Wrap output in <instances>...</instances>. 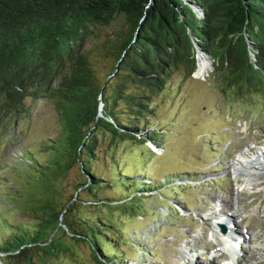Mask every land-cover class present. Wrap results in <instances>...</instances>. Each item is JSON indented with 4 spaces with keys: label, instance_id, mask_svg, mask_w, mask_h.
<instances>
[{
    "label": "rangeland",
    "instance_id": "rangeland-1",
    "mask_svg": "<svg viewBox=\"0 0 264 264\" xmlns=\"http://www.w3.org/2000/svg\"><path fill=\"white\" fill-rule=\"evenodd\" d=\"M118 27L113 21L94 28L87 38L85 49L98 84L113 61L99 44ZM199 54L209 64L204 75L174 73L150 102L153 113L146 121L156 133L157 147L126 137L110 142L94 129L90 154L83 149L77 160L68 159L60 150L62 154L53 157L62 149L55 96L23 100L12 127L0 135V248L10 234L22 231L45 239L50 229L41 226L40 209L49 206L59 213L72 196L74 201L59 215L62 225L50 234L51 245H58L52 254L43 255L30 245L18 249L24 252L21 256L18 250L10 255L0 252V264H100L90 248L94 235L100 237L103 253H115L110 256L115 264H264V256L259 257L246 240L233 246L229 235L216 226L225 229V220L232 221L237 234L247 231L264 245V170L242 190L233 171L242 152L253 159L251 163L257 162L255 166L264 164V79L260 82L261 76H255L260 90L237 94L212 76L210 56L195 51L196 59ZM110 78L98 98L100 113L110 104ZM114 111L122 118V105L115 104ZM54 158L59 168H47ZM83 168L105 181L100 188L75 191L86 177ZM120 173L133 182L126 184L136 187L142 181L149 189L131 191L135 198L122 211L89 203L127 194L129 189L119 184ZM241 211L245 216L235 217Z\"/></svg>",
    "mask_w": 264,
    "mask_h": 264
},
{
    "label": "trees",
    "instance_id": "trees-1",
    "mask_svg": "<svg viewBox=\"0 0 264 264\" xmlns=\"http://www.w3.org/2000/svg\"><path fill=\"white\" fill-rule=\"evenodd\" d=\"M113 21L118 30L99 44L113 61L98 84L85 44L94 28H105ZM194 45L210 56L212 76L223 85L237 94L260 90L257 85L264 79V0H0V135L12 127L25 98L52 95L60 121L57 140L62 147L53 157L62 154L60 150L68 159L77 160L83 149L90 154L94 129L106 134L110 142L126 137L157 147L156 133L146 121L153 113L150 102L172 74L192 75L197 64ZM108 75L114 82L110 104L98 114V98ZM256 75L261 76L259 83ZM115 104L122 105L121 119L114 111ZM59 166L54 158L47 168ZM83 172L86 177L75 191L80 187L91 191L105 182L86 168ZM118 178L119 184L129 189L127 194L89 203L121 207L122 211L135 198L131 191L149 189L142 181L136 187L126 184L130 177L125 174ZM129 194L132 196L126 199ZM73 201L72 196L59 213L49 206L40 209L41 226L50 229L45 239L25 231L10 234L0 252L10 255L20 247L35 245L41 254H52L58 245H51L50 234L62 225L59 215ZM103 222L112 228L108 220ZM91 238L90 248L99 263L115 264L110 257L115 253L110 250L106 255L100 237ZM16 254L24 252L20 249Z\"/></svg>",
    "mask_w": 264,
    "mask_h": 264
},
{
    "label": "bare ground",
    "instance_id": "bare-ground-1",
    "mask_svg": "<svg viewBox=\"0 0 264 264\" xmlns=\"http://www.w3.org/2000/svg\"><path fill=\"white\" fill-rule=\"evenodd\" d=\"M208 65L209 64L206 61V59L199 54L197 56V66H196V69L194 71V74L196 76L204 75L207 72V66ZM252 156H254V158L256 160H259L258 155H254L253 154ZM241 158H243V159H241ZM251 161H253V159H251L250 157L244 156L243 152H242V154L239 155L238 160L236 159L233 162V163H236V164L238 163L237 165L239 166V167H233V171L235 172L237 180L241 179V181H242V184L239 185V190L244 189V187H246V186L253 185V184H251L252 178H254V177L258 178L259 177V173L258 172H263L262 170H264V164L260 165L261 167L259 165L255 166L254 164L257 163V162L251 163ZM232 166H235V165L232 164ZM253 211H256V208L252 209L251 212H253ZM246 215H249V213L246 214ZM243 216H245V214H244L243 211H241L239 213V215L235 216V217H239L240 218V217H243ZM224 223L227 225L225 227V232L226 233H224V234H228L229 235L228 242L231 243V245L237 244L238 240H240L241 243H243V241L246 240L247 241L246 243L252 245V248L256 250V253L258 254L259 257H263L264 256V245L257 243V240H258V236L257 235H256L257 237L255 238L254 234L253 235L252 234L249 235V233L247 231L244 232L245 233L244 235L237 234L236 230H234V224L232 223V221L230 223V221L225 220ZM239 250H240V252L244 251V250H242V248H240V246H239ZM232 262H233L232 264H238L237 261H232Z\"/></svg>",
    "mask_w": 264,
    "mask_h": 264
},
{
    "label": "water",
    "instance_id": "water-1",
    "mask_svg": "<svg viewBox=\"0 0 264 264\" xmlns=\"http://www.w3.org/2000/svg\"><path fill=\"white\" fill-rule=\"evenodd\" d=\"M194 51H198L199 53L205 55L206 57L209 56V55L207 54V52L201 50L197 45H194ZM252 58H253V57H252ZM99 113H100V108L98 107V114H99ZM219 228H220V231H221V232H224V229H223V227H222L221 225L219 226Z\"/></svg>",
    "mask_w": 264,
    "mask_h": 264
}]
</instances>
